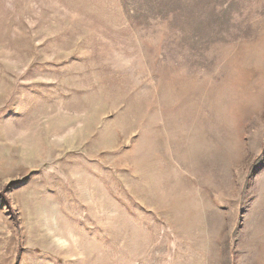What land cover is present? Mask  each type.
Returning <instances> with one entry per match:
<instances>
[{
    "label": "rangeland",
    "instance_id": "374dc122",
    "mask_svg": "<svg viewBox=\"0 0 264 264\" xmlns=\"http://www.w3.org/2000/svg\"><path fill=\"white\" fill-rule=\"evenodd\" d=\"M0 264H264V0H0Z\"/></svg>",
    "mask_w": 264,
    "mask_h": 264
}]
</instances>
